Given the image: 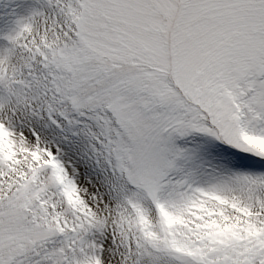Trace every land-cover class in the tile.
Wrapping results in <instances>:
<instances>
[{
    "label": "snow or ice",
    "instance_id": "6c2138e0",
    "mask_svg": "<svg viewBox=\"0 0 264 264\" xmlns=\"http://www.w3.org/2000/svg\"><path fill=\"white\" fill-rule=\"evenodd\" d=\"M0 264H264V0H0Z\"/></svg>",
    "mask_w": 264,
    "mask_h": 264
}]
</instances>
